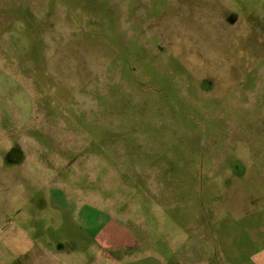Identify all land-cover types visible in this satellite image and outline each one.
<instances>
[{"label":"rangeland","instance_id":"1","mask_svg":"<svg viewBox=\"0 0 264 264\" xmlns=\"http://www.w3.org/2000/svg\"><path fill=\"white\" fill-rule=\"evenodd\" d=\"M253 217L264 0H0V264H253Z\"/></svg>","mask_w":264,"mask_h":264},{"label":"crops","instance_id":"2","mask_svg":"<svg viewBox=\"0 0 264 264\" xmlns=\"http://www.w3.org/2000/svg\"><path fill=\"white\" fill-rule=\"evenodd\" d=\"M243 231H245V235L247 238V242L257 244V248L251 253L250 258H252L253 264H264V217H253L245 221ZM223 238V237H222ZM220 236V241H221ZM113 239L109 240L110 245L108 248L113 249L109 254L106 251L103 252H94L93 255L88 260H84L83 258L74 261H69V258L62 254L59 251L50 250L47 252L48 257L47 261L40 262L33 258L32 264H152V261H158V255L154 256L155 254L146 251H140L142 246L139 245L138 240L124 236L122 238L117 239L116 241H112ZM221 246V253L225 251ZM131 248L133 252H136L139 256L135 258H130L126 254L125 250ZM183 251L182 255H177L178 258H182V262L184 264H196V260L193 258V251L189 245H187ZM83 257V256H82ZM63 258V259H61ZM163 263V261H160ZM157 263V262H156ZM158 264V263H157Z\"/></svg>","mask_w":264,"mask_h":264}]
</instances>
